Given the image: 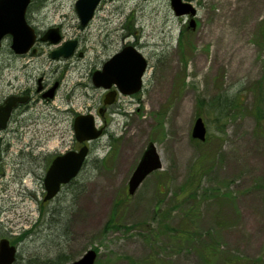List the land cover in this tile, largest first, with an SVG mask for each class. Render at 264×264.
Wrapping results in <instances>:
<instances>
[{
  "label": "rangeland",
  "instance_id": "1",
  "mask_svg": "<svg viewBox=\"0 0 264 264\" xmlns=\"http://www.w3.org/2000/svg\"><path fill=\"white\" fill-rule=\"evenodd\" d=\"M76 1H33L36 54H15L10 35L0 48V104L30 96L0 128V239L16 245L14 264H70L91 248L96 264H264V0L243 12L242 0H192L195 28L169 0H103L82 26ZM51 26L60 43L40 39ZM72 39L71 56L51 57ZM125 45L148 61L142 90L119 95L77 177L44 201L53 156L80 147L75 116L105 124L92 74ZM40 78L59 82L53 99ZM199 116L206 141L192 136ZM132 131L139 147L122 167ZM150 142L163 167L129 194Z\"/></svg>",
  "mask_w": 264,
  "mask_h": 264
},
{
  "label": "water",
  "instance_id": "2",
  "mask_svg": "<svg viewBox=\"0 0 264 264\" xmlns=\"http://www.w3.org/2000/svg\"><path fill=\"white\" fill-rule=\"evenodd\" d=\"M31 0H0V47L2 39L12 35V49L16 53L28 52L36 41L35 29L26 20L27 7ZM100 0H78L76 9L81 19V24L86 25L93 17ZM172 7L177 15L190 13L196 14V9L188 2L172 0ZM191 26L195 27V19H191ZM58 42L61 35L58 28L49 29L42 37ZM77 46V41H68L62 47L52 52V57L70 56ZM36 49H33L35 52ZM147 60L134 46L127 45L111 59L105 62L102 70H97L93 75L94 83L110 88L116 84L122 93H136L142 88L143 74L147 68ZM58 86H54L45 94L53 97ZM41 89V87H39ZM117 91H111L105 98L106 103H112ZM28 96L11 95L5 103L0 105V127L5 128L18 103L26 102ZM76 137L79 141L94 139L101 135L102 129H97L93 115H79L74 122ZM206 126L202 117H199L193 128V137L206 139ZM89 148L84 145L79 151L70 150L58 155L52 162L45 177L47 194L45 200L53 198L61 189L62 184L70 182L80 171ZM163 162L154 142H150L144 151L141 160L129 181V193L134 194L144 179L153 171L162 168ZM16 246L11 245L9 239L0 240V264H13L16 260ZM97 252L88 250L80 259L71 264H95Z\"/></svg>",
  "mask_w": 264,
  "mask_h": 264
},
{
  "label": "bare ground",
  "instance_id": "3",
  "mask_svg": "<svg viewBox=\"0 0 264 264\" xmlns=\"http://www.w3.org/2000/svg\"><path fill=\"white\" fill-rule=\"evenodd\" d=\"M259 1L260 0H242L238 4H236V10L243 12L246 9H250V8L255 7L257 5V2H259ZM230 28H232L233 32L235 34H237L239 37L241 36L240 32L237 30L236 27L230 26ZM230 31H231V29H230ZM138 139H139V135L135 131L129 132L125 136V141H128V145H127V149L124 150L120 155L125 160V162H123V164L121 165L122 167H124V164L130 159L134 149L136 150V148L139 147L138 146ZM99 185L101 187L103 186L101 183H99Z\"/></svg>",
  "mask_w": 264,
  "mask_h": 264
},
{
  "label": "flooded vegetation",
  "instance_id": "4",
  "mask_svg": "<svg viewBox=\"0 0 264 264\" xmlns=\"http://www.w3.org/2000/svg\"><path fill=\"white\" fill-rule=\"evenodd\" d=\"M103 1V0H102ZM170 1V0H169ZM40 85H41V87H42V89L39 91L40 92V94H41V96L44 98V93L47 91V89H49V86L48 85H45L44 83H43V79L41 80V83H40ZM44 99H46V100H51V99H49V98H44ZM53 99V98H52ZM117 102H115L114 104H112V105H105V103L104 102H102V106H103V108L105 109V110H109L112 106H114L115 104H116ZM19 108V107H18ZM106 114H107V111L103 114L104 115V117H105V119H106ZM107 120H105V122H106ZM0 159H1V157H0Z\"/></svg>",
  "mask_w": 264,
  "mask_h": 264
},
{
  "label": "trees",
  "instance_id": "5",
  "mask_svg": "<svg viewBox=\"0 0 264 264\" xmlns=\"http://www.w3.org/2000/svg\"><path fill=\"white\" fill-rule=\"evenodd\" d=\"M181 191L184 192L185 195L187 194V193H186V192H187L186 189L182 188ZM190 192H191V191H190ZM183 234L186 236L185 233H182V234L179 235V237H180V238H183Z\"/></svg>",
  "mask_w": 264,
  "mask_h": 264
}]
</instances>
